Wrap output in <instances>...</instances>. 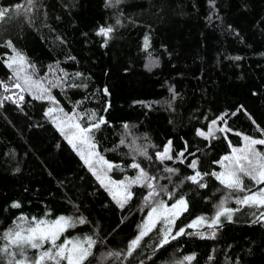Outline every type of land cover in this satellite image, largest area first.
<instances>
[{
	"label": "trees",
	"instance_id": "16d2710c",
	"mask_svg": "<svg viewBox=\"0 0 264 264\" xmlns=\"http://www.w3.org/2000/svg\"><path fill=\"white\" fill-rule=\"evenodd\" d=\"M17 3L27 0H0L9 9L0 21V81L12 75L5 63L15 55L6 46L10 40L33 79L45 86L59 81L51 89L58 104L25 92L19 105L11 95L0 106V237L26 223L22 216L83 217L86 223L68 228L58 243L93 236L97 244L85 264H179L185 255L195 256L191 264H264V221L253 223L254 216L214 228L187 227L196 217H212L228 190L212 175L204 177L205 188L185 179L193 174V159L200 172H219L214 162L240 147L244 135L264 139L257 130L264 129V0H33L30 12H16ZM101 26L114 29L106 44L97 35ZM13 91L0 88V99ZM50 107L103 116L107 123L95 131L97 150L123 169L109 175L135 177L137 170L128 167L135 159L150 175L171 176L157 183L175 195L157 199L171 205L183 196L188 203L172 234L184 226L204 238L181 235L153 251L164 227L157 225L131 257H106L125 251L136 237L150 209L143 200L147 189L133 185L132 198L119 207L45 115ZM210 126L231 131H215L208 139L196 135ZM133 140L151 160L131 150ZM169 141L174 159L161 163L156 153ZM255 147L264 151V145ZM166 166L178 171L166 173ZM244 183L253 191L264 187L248 178ZM13 202L20 207H11Z\"/></svg>",
	"mask_w": 264,
	"mask_h": 264
},
{
	"label": "snow or ice",
	"instance_id": "6c2138e0",
	"mask_svg": "<svg viewBox=\"0 0 264 264\" xmlns=\"http://www.w3.org/2000/svg\"><path fill=\"white\" fill-rule=\"evenodd\" d=\"M109 4H112L113 0H108ZM120 0H115V3H119ZM214 2V0H213ZM33 0H27V5L17 3L15 5L16 12H20L23 9L25 12L31 11ZM9 12L8 8L0 7V21L5 20ZM120 21L117 20V24ZM113 27L101 26L97 35L105 37V44L107 43L110 34L113 32ZM6 46L15 53L14 56L9 57L5 61L6 66L11 70L12 75L8 78V81H0V88L3 92L7 93L11 88L19 89L21 93H27L36 100H47L53 105L58 104V101L51 94V89L59 86V81L48 82V86L39 79H33V74L28 73L25 69L27 61L25 57L21 55L13 47L12 42L7 41ZM149 46V39L147 36L144 38V47ZM240 59V57H235ZM15 65V67H14ZM81 75L80 73L76 74ZM103 92L108 95V89L104 88ZM13 95H16L13 93ZM5 100H12L11 95H5L0 99V106H3ZM24 100V95H19L17 100H13V103H19ZM107 109H105L106 111ZM46 116L52 118V123L60 131L61 135L68 141L74 149L77 150V154L81 156V159L88 166L90 172L95 176L96 180L102 187L112 196V199L123 208L124 205L132 198L133 193L130 188L133 185L147 189L143 200L146 205L150 206V210L147 213V218L139 226V234L130 241L127 245V249L123 252H108L106 257H115L116 259L123 256L125 259L131 257L136 249L140 246V242L145 236H147L157 225V223H163L162 234L158 238L155 251L158 248H163L170 243V240H175L181 235H200L204 238L202 233H186L185 228H179L175 235L172 234V226L175 224V220L178 218L181 212L188 210V203L183 196L175 200L174 203L168 205L164 200L157 199L161 194H166L169 199L175 195L174 192H169L166 185H159L158 179L171 180V176L158 177L156 175H150L149 172L141 167L140 163L134 162L128 165V167L136 169L137 174L135 177H125L123 180L116 181L109 175L114 169L123 171L119 164L110 162L104 158L103 155L97 150V144L95 142V131L99 130L101 125L106 124L107 121L103 116L97 119L95 112L91 113H78L73 110L72 113H67L63 108L50 107L45 112ZM219 119L223 120V117ZM84 121V123H81ZM226 123V122H225ZM253 123H255L253 121ZM216 121H212V125H215ZM129 126L124 125L126 134ZM257 130L264 134V129H260L257 126ZM215 131L225 132L231 131L228 128L214 129L209 127L208 131L197 130L196 135L208 139L214 135ZM236 135L240 136L241 133L236 132ZM244 147L232 148V154L226 155L219 161H215L221 166L222 171L211 173L200 172L198 169V159H193L188 167L193 170V174L185 177L187 181L196 184L199 188H205L207 185L203 183L204 177L207 175L214 176L225 189L228 190V194L225 195L219 203L216 205V211L214 216L207 218L204 216L196 217L188 228H195L199 225H207L208 228H214L221 224V217L226 221L231 222L233 214L241 211L243 207L254 208L257 211L252 215L255 219L253 223L264 221V187H258V190L253 191L250 187L246 186L244 179L248 178L254 182L255 185H264V152L257 151L256 145H264V139H256L250 136H243ZM120 144H125V139L120 140ZM131 150L139 155H143L147 159L151 160L148 156L146 148H138L135 146V140L132 141L130 146ZM171 141L168 142L161 152L156 153V159L161 163L164 161L173 160V155L170 154ZM179 157L184 156V152H180ZM192 155H195L192 153ZM183 160H181V163ZM164 172L169 174H175L178 170L171 167H164ZM236 193H244L242 196L235 195ZM234 199V203L238 205L237 208L227 207L230 200ZM13 208H19L18 202H13L11 205ZM258 213V214H257ZM21 221L26 223H16L15 226L3 233L2 239L4 244L0 247V264L7 259V264H85L89 260V257L93 254V248L97 244V240L93 236H85L83 238L75 237L71 239H64L58 243L63 233L71 227H75L77 224H84L86 220L83 217L73 218L60 216L54 220L39 219L36 217L31 218L28 221L27 217H20ZM211 238H215V232L212 233ZM49 245L45 248V245ZM29 250H35V255H28ZM195 259L194 255H185L179 264H191V261Z\"/></svg>",
	"mask_w": 264,
	"mask_h": 264
},
{
	"label": "rangeland",
	"instance_id": "374dc122",
	"mask_svg": "<svg viewBox=\"0 0 264 264\" xmlns=\"http://www.w3.org/2000/svg\"><path fill=\"white\" fill-rule=\"evenodd\" d=\"M14 67H15V65H14ZM25 67V69H26V71H27V65H25L24 66ZM28 72V71H27ZM13 93H15L16 95H13ZM22 93L20 92V90L19 89H16V88H14V91L13 92H11L10 93V95H12L13 97H15V98H17L19 95H21ZM55 126V125H54ZM56 127V126H55ZM57 129V128H56ZM58 130V129H57ZM58 132H60L59 130H58ZM61 134V133H60ZM66 140V139H65ZM67 141V140H66ZM67 143H68V141H67ZM69 144V143H68ZM70 145V144H69ZM70 147L76 152V154H77V150L76 149H74L73 147H72V145H70ZM242 147H244V141H242V144H241V146L240 147H237V148H242ZM257 149V148H256ZM257 151H260V150H258L257 149ZM260 152H264V151H260ZM232 154V149H231V151H230V153L228 154V155H231ZM78 155V154H77ZM79 156V158H80V160L84 163V161L81 159V156L80 155H78ZM85 164V163H84ZM85 166L88 168V166L85 164ZM220 166V165H219ZM220 171H222V168H221V166H220ZM219 171V172H220ZM91 174H92V172H91ZM93 175V174H92ZM113 180H116V181H120V180H123L124 179V177H119V178H115V177H111ZM245 179H247V178H245ZM245 179H244V181H245ZM254 183V182H253ZM108 192V191H107ZM108 194H109V192H108ZM228 194V191L226 192V194L225 195H227ZM110 195V194H109ZM224 195V196H225ZM235 195H238V196H242V193H236ZM223 196V197H224ZM110 197L112 198V196L110 195ZM222 197V198H223ZM221 198V199H222ZM234 199H235V197H233V199L232 200H230L229 202H228V204H227V207H228V205L231 203V202H234ZM219 203V202H218ZM237 207H239L238 205H237ZM236 208V207H235ZM150 210V209H149ZM148 210V211H149ZM215 211H216V207H215V209H214ZM242 210L244 211V213L243 214H238V212H235L234 214H233V219H232V222H234L235 220H242V221H247L248 220V218H250V217H252L253 215H252V213L253 212H256L257 210L256 209H254V208H248V207H243L242 208ZM148 211L146 212V214L144 215V217H143V219H142V222L140 223V225H142V223L145 221V219L147 218V213H148ZM182 213V212H181ZM180 213V214H181ZM214 214H215V212H214ZM214 216V215H213ZM211 218V217H210ZM192 222V221H191ZM190 222V223H191ZM223 222H228V221H226L223 217H221V223H223ZM190 223H188V224H190ZM139 225V226H140ZM157 225H158V227L159 228H161L162 226H164V224L161 222V223H157ZM156 225V226H157ZM139 226H138V230H137V235L139 234V231H140V228H139ZM184 227V226H183ZM182 227V228H183ZM203 227H207V225L205 224V225H199V226H197V227H195V228H191V229H200V228H203ZM152 232V231H151ZM136 235V236H137ZM5 264H7V259H6V263Z\"/></svg>",
	"mask_w": 264,
	"mask_h": 264
}]
</instances>
